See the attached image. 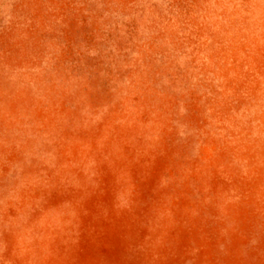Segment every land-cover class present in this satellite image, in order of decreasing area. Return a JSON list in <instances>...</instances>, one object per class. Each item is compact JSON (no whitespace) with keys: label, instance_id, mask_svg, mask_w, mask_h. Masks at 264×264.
I'll return each instance as SVG.
<instances>
[{"label":"rangeland","instance_id":"374dc122","mask_svg":"<svg viewBox=\"0 0 264 264\" xmlns=\"http://www.w3.org/2000/svg\"><path fill=\"white\" fill-rule=\"evenodd\" d=\"M0 264H264V0H0Z\"/></svg>","mask_w":264,"mask_h":264}]
</instances>
